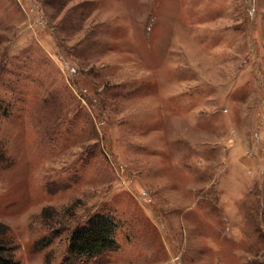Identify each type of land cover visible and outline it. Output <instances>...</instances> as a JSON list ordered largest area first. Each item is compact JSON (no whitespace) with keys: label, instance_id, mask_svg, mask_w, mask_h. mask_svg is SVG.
I'll return each instance as SVG.
<instances>
[{"label":"rangeland","instance_id":"1","mask_svg":"<svg viewBox=\"0 0 264 264\" xmlns=\"http://www.w3.org/2000/svg\"><path fill=\"white\" fill-rule=\"evenodd\" d=\"M113 218L114 248L69 254ZM11 264H264V0H0Z\"/></svg>","mask_w":264,"mask_h":264},{"label":"trees","instance_id":"2","mask_svg":"<svg viewBox=\"0 0 264 264\" xmlns=\"http://www.w3.org/2000/svg\"><path fill=\"white\" fill-rule=\"evenodd\" d=\"M116 224L113 218L105 214L95 215L89 222L75 229L72 233L68 252L74 257H92L105 250L114 248V230ZM6 250L0 249V264H11Z\"/></svg>","mask_w":264,"mask_h":264}]
</instances>
